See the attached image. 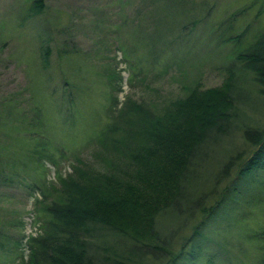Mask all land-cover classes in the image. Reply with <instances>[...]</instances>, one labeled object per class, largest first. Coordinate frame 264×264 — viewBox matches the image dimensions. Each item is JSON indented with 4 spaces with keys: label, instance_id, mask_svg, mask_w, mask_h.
I'll return each mask as SVG.
<instances>
[{
    "label": "rangeland",
    "instance_id": "1",
    "mask_svg": "<svg viewBox=\"0 0 264 264\" xmlns=\"http://www.w3.org/2000/svg\"><path fill=\"white\" fill-rule=\"evenodd\" d=\"M42 3L40 14L30 16L31 0H0V264L26 260L28 238L40 232L36 219L42 214L35 210L40 193H31L32 186L49 193L56 171L69 172L77 158L92 160L94 145L87 142L104 126L106 79L116 72L122 77L120 102L129 97L157 108L185 97L189 88H216L229 73L238 75L246 99L237 105L230 129L208 144L201 171L210 164L217 174L237 153L244 161L253 150L243 137L245 128L264 127V84L243 68L255 65L248 53L237 58L264 34V0ZM244 201L234 204L245 208V221L229 225L225 238L214 236L224 251L214 264H258L264 254L249 239L264 225V207L254 210ZM196 213L163 218L162 231L170 237L165 248L180 249ZM218 224L223 229L222 219ZM94 234L90 248L96 264H108L115 254L132 264L166 263L168 256L154 260L152 247H133L104 230ZM139 248L143 256L134 254Z\"/></svg>",
    "mask_w": 264,
    "mask_h": 264
},
{
    "label": "trees",
    "instance_id": "2",
    "mask_svg": "<svg viewBox=\"0 0 264 264\" xmlns=\"http://www.w3.org/2000/svg\"><path fill=\"white\" fill-rule=\"evenodd\" d=\"M31 5L28 15L40 14L42 0H31ZM245 54L256 66L243 68L264 84V34L237 58ZM42 59L47 63V56ZM116 74L106 79L104 126L87 142L94 145L92 160L77 158L69 172L56 171L49 193L32 186L31 193H40L35 199V210L42 214L36 219L40 232L28 238V256L20 264H96L90 245L100 230L133 247H152L154 260L168 256L165 264H214L224 252L214 236L225 238L232 231L229 225L245 221V208L234 203L245 200L258 211L264 207V127L245 128L243 137L253 150L244 161L237 153L217 174L210 164L201 171L209 159L208 144L230 129L238 118L237 105L246 99L238 75L229 73L216 88H189L185 97L157 108L129 97L120 102L122 77ZM196 212L199 218L180 249L165 248L170 237L162 231L163 218L189 219ZM249 237L264 253V225ZM134 254L143 256V251ZM262 255L258 264H264ZM113 258L107 263L132 264L121 254Z\"/></svg>",
    "mask_w": 264,
    "mask_h": 264
}]
</instances>
